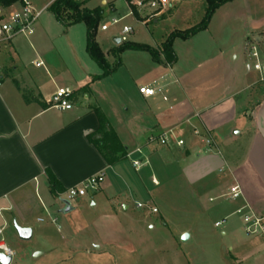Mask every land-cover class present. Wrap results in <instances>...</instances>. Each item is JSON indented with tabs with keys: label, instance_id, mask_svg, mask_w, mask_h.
<instances>
[{
	"label": "crops",
	"instance_id": "crops-1",
	"mask_svg": "<svg viewBox=\"0 0 264 264\" xmlns=\"http://www.w3.org/2000/svg\"><path fill=\"white\" fill-rule=\"evenodd\" d=\"M170 1L172 7L180 0ZM101 4L117 11L114 2L101 0ZM140 11L137 8L134 15ZM247 23V33L262 42L264 23ZM17 40L0 47V227L16 223L32 229L34 235V224L44 223L42 215L51 219L54 199L99 175L104 176L99 192L110 197L109 204L103 206L106 217H117L122 207L129 211V206L118 204L129 195L124 190L114 191V179L126 185L131 194L151 197L154 187L179 178L192 186L203 183L204 191L221 195L237 184L243 197L233 203L234 213L248 204L255 213L264 215V75L253 74L245 59L237 64L234 55V62H228L227 52L215 40L212 56L176 54L175 64L161 63L160 68L154 60L144 58L149 76L143 83L133 78L125 84L122 80L113 82V76L94 81L102 69L92 59L79 58L77 50L73 51L77 62L58 63L55 56L61 54L54 48L33 46L30 52L17 46ZM211 57L215 59L208 63ZM40 62L43 65L38 66ZM5 69L14 72L15 78L4 76ZM24 76L32 85L33 98L43 100V104L26 100L27 90L16 80L25 82ZM142 87L153 88L156 94L145 97L140 93ZM59 88L74 91L72 110L59 111L48 104ZM96 110L107 117L127 149L126 160L109 165L89 142L88 135L99 129ZM169 130L185 145H160L158 138ZM136 160L142 162V171L133 166ZM127 165L140 173L138 185ZM48 171L60 183L57 195L51 193ZM81 199L76 207L72 203L71 213L77 214L70 216L66 236L74 234L79 222L86 224L83 218L79 221L80 214L90 206ZM93 207H98L96 201ZM152 214L142 212L146 219ZM260 239L264 243V235ZM250 243L254 252L263 248L255 241ZM66 250L70 258L74 249Z\"/></svg>",
	"mask_w": 264,
	"mask_h": 264
},
{
	"label": "rangeland",
	"instance_id": "rangeland-1",
	"mask_svg": "<svg viewBox=\"0 0 264 264\" xmlns=\"http://www.w3.org/2000/svg\"><path fill=\"white\" fill-rule=\"evenodd\" d=\"M53 1L30 0L38 11L50 6ZM83 1L89 8L95 5L103 8V20L97 30L96 42L112 67L121 63L110 75L113 76L111 80L115 83L122 80L125 84L133 82V78L138 83H143L149 76L148 64L144 58L153 62V57L146 51H118L121 44L117 45L116 40L121 38L124 27L134 30L128 36V43L147 45L160 52L173 34L185 32L200 24L207 12L206 3L200 0H180L172 7L160 5L157 9L145 6L140 8L138 16L132 13L131 6L134 5L131 0H107L108 3H115L117 11L103 6L101 0ZM10 11L6 10L4 15H8ZM114 19L119 22L113 23ZM247 20L251 25L264 23V0H233L224 4L213 14L206 33L200 32L198 34L201 35L188 40L175 38L173 50L182 57L193 53L212 56L216 40L227 52L225 58L228 62H234V57L237 56V64L245 59L253 74L264 75L263 70L257 71L254 68L255 64L264 65V38L262 42H257L252 34L247 33ZM103 25L109 26L107 31L102 30ZM34 34L31 40L18 38L15 44L30 52L33 46L52 47L61 54L55 56L58 63L77 62L73 53L76 50L79 58L91 59L85 51L86 25L81 23L65 27L49 7L38 20ZM35 39L38 40L37 43ZM254 52H257V58L252 56ZM210 59L208 63L215 57ZM30 61L32 63L33 60ZM156 63L160 68L161 63ZM2 73L11 78L16 76L9 69ZM24 77L25 82L21 78L16 80L20 82V87L27 90L28 95H33L29 78ZM48 92L49 89L45 93ZM127 167L130 177L138 185L140 173H136L129 165ZM146 177L151 181V174L148 173ZM113 185L116 193L124 190L129 195L118 200V204L129 206V211L124 212L122 207L117 217H106L103 206L109 204L110 197L99 192L100 189L96 194L90 191L84 197L90 207L86 208V213L80 214L79 219L86 220V224L79 222L74 227L72 236H66L67 227L71 226V219L77 213H59L66 195L54 199L51 219L42 215L44 223L34 224L35 232L30 241H22L14 224H8L5 238L16 252L12 264H264L263 240L260 235L246 233L241 216L234 213V202L225 196L228 192L221 195L204 191L203 183L192 186L180 178L171 180L165 186L154 187L151 197L141 194L138 196L134 192L131 194L126 185L115 179ZM152 187L150 184V188ZM81 201V198L73 200V206H78ZM95 201L97 208L93 207ZM139 201L151 204L158 212L148 219L144 218L142 212L149 210L136 208L134 204ZM52 220L56 221L53 223ZM219 221L224 223L221 227H216L215 224ZM185 234L189 238L183 241ZM250 241H255V244L263 248L254 252ZM64 246L74 249L70 258H67L68 250ZM35 250L37 251L34 252ZM43 252L46 253L45 256H42Z\"/></svg>",
	"mask_w": 264,
	"mask_h": 264
},
{
	"label": "built area",
	"instance_id": "built-area-1",
	"mask_svg": "<svg viewBox=\"0 0 264 264\" xmlns=\"http://www.w3.org/2000/svg\"><path fill=\"white\" fill-rule=\"evenodd\" d=\"M172 3L170 0H137L134 2V6L137 8H144L145 6L151 7L153 9H157L158 6H170ZM18 6V7H17ZM49 6L45 7L42 10H36L30 0H20L16 5L7 9L11 10L8 15H4L6 10L0 9V47L12 42L16 38L24 37L29 38L34 35L36 30V24L43 12ZM133 13V12H132ZM5 16V17H4ZM119 20L114 19L113 23H118ZM108 25H103L102 30L107 31ZM134 32L133 28L124 27L121 32L120 43H127L128 36ZM253 51L256 48L252 47ZM253 57H257V52L252 54ZM43 65L42 62L38 63V66ZM255 70L261 71L264 70V65L255 64ZM140 93L145 97H153L156 92L153 88L142 87L140 88ZM74 91L66 88H59L56 92L51 96L48 104L51 108L57 109L59 111H70L74 108L73 98ZM158 142L162 146H169L172 144H176L178 147H182L185 145V142L182 139H177L173 130H169L158 138ZM211 141H207L208 145H211ZM133 166L136 169H140L143 165L142 162L136 160L133 162ZM104 182V176H93L83 182L82 184L70 188L66 192V198L64 201H70L72 203L73 200L77 198H84L91 191L92 193H97L101 188L102 183ZM226 198L233 202H237L242 199L243 192L239 185H233L229 188L228 193L225 195ZM136 208L138 209H148L152 213H157V208L153 207L151 204L145 203H137ZM236 214L241 216L243 221L245 231L249 235H264V215H259L254 212V210L248 205L245 204L239 207L236 211ZM55 222V220H53ZM224 221L216 222V227H221ZM5 227H0V254L5 257L11 258L12 262L16 255V252L13 248H11L5 238ZM0 264H3L0 262ZM12 264V263H11Z\"/></svg>",
	"mask_w": 264,
	"mask_h": 264
},
{
	"label": "trees",
	"instance_id": "trees-1",
	"mask_svg": "<svg viewBox=\"0 0 264 264\" xmlns=\"http://www.w3.org/2000/svg\"><path fill=\"white\" fill-rule=\"evenodd\" d=\"M20 0H0V9L7 10L16 5ZM129 1V0H128ZM181 1H195V0H181ZM204 1L207 6V12L202 22L185 32H179L173 34L163 46V49L159 52L153 50L151 47L143 44H130L122 43L118 47L119 52L132 50V51H146L151 53L153 60L159 63H167L173 65L177 61L176 54L173 50V42L175 38L179 37L184 40H188L198 33L205 31L210 23V20L215 11L224 4L233 0H200ZM131 6V3H130ZM133 14L137 13V8L131 6ZM49 9L54 13L56 19L62 23L65 27H71L77 24H85L87 27V52L91 59L98 64L102 69V74L95 80H101L109 77L117 68L121 65L118 63L114 67L110 65L107 57L99 44L96 42V35L98 27L103 20V8L97 7L89 9L86 7V2L83 0H55ZM88 86H85L87 89ZM26 91V90H25ZM26 100L30 101L35 99L40 104H43V100L33 98L32 95L24 93ZM96 114L99 119V129L88 135V140L93 144L100 154L104 157L109 165H115L128 158V151L120 142L115 130L112 128L107 117L100 111L96 110ZM50 190L53 195H57L61 191L59 187L60 183L54 177V175L48 171Z\"/></svg>",
	"mask_w": 264,
	"mask_h": 264
},
{
	"label": "water",
	"instance_id": "water-1",
	"mask_svg": "<svg viewBox=\"0 0 264 264\" xmlns=\"http://www.w3.org/2000/svg\"><path fill=\"white\" fill-rule=\"evenodd\" d=\"M116 44L117 45H120V40H116ZM64 203V208L61 210V213L62 214H69L71 212L74 211V207L72 206V203L70 201H63ZM14 227L18 233V236L19 238L22 240V241H30L33 237V231L32 229L30 228H22L20 226H18V224H14ZM189 238V235L185 234L183 236V241H186L187 239ZM0 262L3 263V264H11L12 263V259L11 258H8V257H5L4 255L0 254Z\"/></svg>",
	"mask_w": 264,
	"mask_h": 264
}]
</instances>
